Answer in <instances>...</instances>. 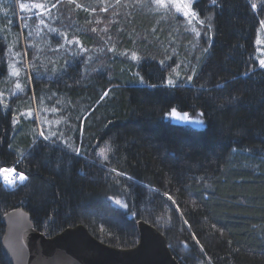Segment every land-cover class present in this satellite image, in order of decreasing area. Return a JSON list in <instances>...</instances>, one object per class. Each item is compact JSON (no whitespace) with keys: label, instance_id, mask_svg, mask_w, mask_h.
Returning <instances> with one entry per match:
<instances>
[{"label":"trees","instance_id":"1","mask_svg":"<svg viewBox=\"0 0 264 264\" xmlns=\"http://www.w3.org/2000/svg\"><path fill=\"white\" fill-rule=\"evenodd\" d=\"M49 2L61 47L22 52L60 111L39 137L0 100V169L26 177L0 184V264L14 209L45 236L82 225L129 248L142 220L178 264H264V0H194L193 27L155 0Z\"/></svg>","mask_w":264,"mask_h":264},{"label":"rangeland","instance_id":"2","mask_svg":"<svg viewBox=\"0 0 264 264\" xmlns=\"http://www.w3.org/2000/svg\"><path fill=\"white\" fill-rule=\"evenodd\" d=\"M192 1L194 0H174V2L173 0H164L161 5L155 0L159 7L169 8L173 12H177L193 27V23L198 22L196 15L185 16L183 11H178V7L184 4L191 8ZM13 2L16 9V20L11 14L9 0H0V36L6 43L5 61L7 64V72L3 81L6 91L0 89V100L5 109L11 107L12 111L14 110L16 127L23 129L27 126L39 137L42 136L41 134L46 136L45 130L48 129L49 113L57 112L58 114L60 108L57 106L58 103L54 107H47L43 97L40 99L35 97L34 90L43 93V89H47V86L43 84L42 80L40 81L42 69L37 67L35 58L27 61L25 52L22 51L23 49L25 51L28 45L36 47L37 51L44 50V48L57 50L61 47L62 42L57 41L60 39V35L57 34L53 19L50 16L52 4L49 0H13ZM256 53L259 62L264 59L263 29L258 33L256 39ZM17 84L20 85L19 88H17ZM56 89L54 88L52 91L56 92ZM25 93L26 98L24 97ZM12 97L15 98L11 104L10 99ZM24 103L27 104L26 107H23ZM99 152V155L103 157L101 149ZM2 170L0 171V183Z\"/></svg>","mask_w":264,"mask_h":264},{"label":"water","instance_id":"3","mask_svg":"<svg viewBox=\"0 0 264 264\" xmlns=\"http://www.w3.org/2000/svg\"><path fill=\"white\" fill-rule=\"evenodd\" d=\"M170 119L191 123L183 115L171 114ZM1 221L2 253L9 264H178L162 233L142 220L135 222L137 242L129 248L107 245L82 225L45 236L33 228L23 209L7 212Z\"/></svg>","mask_w":264,"mask_h":264},{"label":"snow or ice","instance_id":"4","mask_svg":"<svg viewBox=\"0 0 264 264\" xmlns=\"http://www.w3.org/2000/svg\"><path fill=\"white\" fill-rule=\"evenodd\" d=\"M163 2H164V0H157V3H159L161 5L163 4ZM173 2H174V0H173ZM252 7H253V9H255L256 4H253ZM178 11H183L185 16H194L195 15L192 12L190 6L187 4L179 6ZM201 23H203V22L201 21ZM262 25H264V22H262ZM133 59H135V56H133ZM260 65H261V67H264V59L260 60ZM188 79H191V77H189ZM169 83H171V81H169ZM19 87H20V85L17 84V88H19ZM173 115H175V113H173ZM195 123H200V122L196 121ZM41 135H43V134H41ZM44 138L47 139V137H44ZM2 171H3V173L15 174V169H3ZM3 179H4L6 184H12L13 183V181L10 179V175H7V174L4 175ZM25 179H26V177L21 173L19 175V180L21 182H23V181H25ZM169 199H171V197H169ZM116 203L119 204V201H116Z\"/></svg>","mask_w":264,"mask_h":264},{"label":"built area","instance_id":"5","mask_svg":"<svg viewBox=\"0 0 264 264\" xmlns=\"http://www.w3.org/2000/svg\"><path fill=\"white\" fill-rule=\"evenodd\" d=\"M10 175V179L13 181V182H18V181H20L19 180V173H17V172H15V174H8V173H3V176L4 175ZM2 180L4 181V179H3V177H2ZM5 182V181H4Z\"/></svg>","mask_w":264,"mask_h":264}]
</instances>
